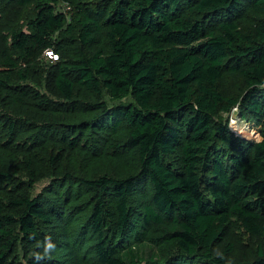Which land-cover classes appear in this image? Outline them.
<instances>
[{"label": "trees", "instance_id": "1", "mask_svg": "<svg viewBox=\"0 0 264 264\" xmlns=\"http://www.w3.org/2000/svg\"><path fill=\"white\" fill-rule=\"evenodd\" d=\"M0 44V264H264V0H0Z\"/></svg>", "mask_w": 264, "mask_h": 264}, {"label": "rangeland", "instance_id": "2", "mask_svg": "<svg viewBox=\"0 0 264 264\" xmlns=\"http://www.w3.org/2000/svg\"><path fill=\"white\" fill-rule=\"evenodd\" d=\"M64 6L66 5L65 3ZM67 5L64 7V10H67ZM3 48V45L0 44V50ZM57 56L54 53H48V51L43 52L41 56V60L44 63H49V62H54L56 60ZM16 84V83H15ZM228 124L233 133L235 135L243 138V139H248V140H257L260 138V133H259V123L256 121L252 120H246V119H241L239 117V111L237 108L234 109V111L231 113L228 119ZM74 154V153H73ZM75 155V154H74ZM109 161V160H108ZM47 183V180L42 179L39 182H37L34 185L33 188V193L38 192L43 185Z\"/></svg>", "mask_w": 264, "mask_h": 264}, {"label": "clouds", "instance_id": "3", "mask_svg": "<svg viewBox=\"0 0 264 264\" xmlns=\"http://www.w3.org/2000/svg\"><path fill=\"white\" fill-rule=\"evenodd\" d=\"M56 244L50 239H46L43 243V250L45 255H50L55 250ZM37 261L41 259L39 255L35 257Z\"/></svg>", "mask_w": 264, "mask_h": 264}, {"label": "built area", "instance_id": "4", "mask_svg": "<svg viewBox=\"0 0 264 264\" xmlns=\"http://www.w3.org/2000/svg\"><path fill=\"white\" fill-rule=\"evenodd\" d=\"M48 53H53L52 51L48 50Z\"/></svg>", "mask_w": 264, "mask_h": 264}]
</instances>
